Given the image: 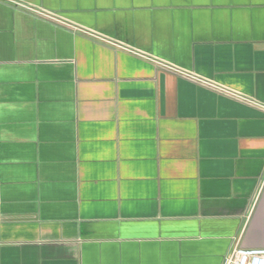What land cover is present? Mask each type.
Returning a JSON list of instances; mask_svg holds the SVG:
<instances>
[{
	"label": "crops",
	"instance_id": "1",
	"mask_svg": "<svg viewBox=\"0 0 264 264\" xmlns=\"http://www.w3.org/2000/svg\"><path fill=\"white\" fill-rule=\"evenodd\" d=\"M234 248H264V0H0V264Z\"/></svg>",
	"mask_w": 264,
	"mask_h": 264
},
{
	"label": "built area",
	"instance_id": "2",
	"mask_svg": "<svg viewBox=\"0 0 264 264\" xmlns=\"http://www.w3.org/2000/svg\"><path fill=\"white\" fill-rule=\"evenodd\" d=\"M223 264H264V248H234L225 257Z\"/></svg>",
	"mask_w": 264,
	"mask_h": 264
}]
</instances>
